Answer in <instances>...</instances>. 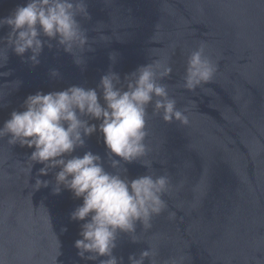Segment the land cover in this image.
I'll return each instance as SVG.
<instances>
[{
    "label": "water",
    "instance_id": "water-1",
    "mask_svg": "<svg viewBox=\"0 0 264 264\" xmlns=\"http://www.w3.org/2000/svg\"><path fill=\"white\" fill-rule=\"evenodd\" d=\"M87 29L94 51L85 65L50 41L33 67L7 48L11 31L0 28V48L7 62L0 68V127L12 111L37 92L47 94L71 86L96 88L111 68L123 81L138 67L155 60L170 65L169 95L188 111L189 124L148 120L152 173H168L173 190L164 197L168 209L152 220V228L132 243L121 234L113 255L123 258L151 248L154 264H264V0H85ZM27 0H0V19ZM107 41H101L100 36ZM42 37V40H46ZM201 42L218 70L208 85L183 88L188 55ZM116 54L113 63L109 56ZM59 73L52 77L51 72ZM101 103L103 101L101 100ZM90 124L99 125L91 120ZM0 139V264H100L81 259L74 247L81 224L70 214L83 201L68 190L54 195L55 171L39 179L51 183L35 190L41 164L27 171L33 149ZM101 156L107 171V149L99 131L73 155ZM119 159L118 157H114ZM134 179L147 174L140 163L124 164ZM175 213L170 219L169 213ZM66 229V231H64ZM88 254H86L87 256ZM145 264H149L145 260Z\"/></svg>",
    "mask_w": 264,
    "mask_h": 264
},
{
    "label": "clouds",
    "instance_id": "clouds-1",
    "mask_svg": "<svg viewBox=\"0 0 264 264\" xmlns=\"http://www.w3.org/2000/svg\"><path fill=\"white\" fill-rule=\"evenodd\" d=\"M78 17L91 19L85 0H27L26 6H18L0 19V28L5 25L10 28L7 48L21 58L30 52L27 62L33 67L40 63L45 45L52 49L53 40L73 57L77 66H83L86 63L83 54L94 51L91 44L95 41H89L87 29ZM99 39L109 38L102 35ZM7 48H0V68L7 62ZM109 59L115 63L116 54H110ZM217 70V64L206 54V43L201 42L188 55L182 86L194 92L211 83ZM171 72L170 65L155 60L138 67L122 81L110 68L96 88L71 86L62 91L29 95L22 105L24 110L12 111L0 127V139L8 137L9 145L34 148L28 157V174L34 164L43 165L37 173L35 190L47 188L51 183L42 181L40 176L59 169L55 171L53 194L68 190L74 198H82L83 203L70 214L71 221L83 222L81 238L74 243L81 259L104 258L100 264H123L122 257L113 255L119 236L126 235L132 243H138L137 224L142 225V232H148L153 218L168 209L164 197L170 196L176 186L168 173H152V162L146 159L150 152L146 140L149 107L151 116H160L166 124L176 122L181 127L189 124L185 115L188 109L177 108L168 85L162 83ZM7 75L10 72L0 73ZM58 75L55 70L51 72L52 77ZM91 120L98 121V127L90 124ZM97 131L103 136L113 171H107L101 156L91 151L83 156L73 155ZM135 162L145 167L147 174L129 179L123 165ZM169 218L174 219L175 213L170 212ZM153 256L148 248L138 257L129 255L128 261L145 264L148 260L154 264Z\"/></svg>",
    "mask_w": 264,
    "mask_h": 264
}]
</instances>
